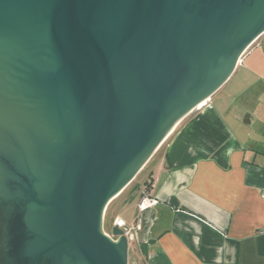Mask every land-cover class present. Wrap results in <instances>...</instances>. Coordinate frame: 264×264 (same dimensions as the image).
<instances>
[{"label":"water","instance_id":"obj_1","mask_svg":"<svg viewBox=\"0 0 264 264\" xmlns=\"http://www.w3.org/2000/svg\"><path fill=\"white\" fill-rule=\"evenodd\" d=\"M264 34V0H0V264H129L109 205Z\"/></svg>","mask_w":264,"mask_h":264},{"label":"crops","instance_id":"obj_2","mask_svg":"<svg viewBox=\"0 0 264 264\" xmlns=\"http://www.w3.org/2000/svg\"><path fill=\"white\" fill-rule=\"evenodd\" d=\"M198 109L164 142L147 206L121 216L130 184L106 210L139 226L129 264H264V34Z\"/></svg>","mask_w":264,"mask_h":264},{"label":"rangeland","instance_id":"obj_3","mask_svg":"<svg viewBox=\"0 0 264 264\" xmlns=\"http://www.w3.org/2000/svg\"><path fill=\"white\" fill-rule=\"evenodd\" d=\"M186 123V121H183L178 128H181L184 124ZM175 130V129H174ZM163 145L161 146V148L158 150V152L153 156V158L150 160V162L146 165V167L140 171V173H138V175L136 176V178L132 181L131 183V187L129 189V191L127 192V194H131V202H132V206H130V201H128V206H129V211H128V214H124V211L121 210L120 213H121V216H127V215H135V206H134V203L136 201L139 200L140 196H143L141 194H144V191L148 189V187L150 185L153 184V181H152V177L155 176L157 177L158 175V169L160 168V156L161 154L163 153ZM162 152V153H161ZM150 194V191L148 192ZM116 207V206H114ZM114 211V209H112V212ZM115 211H117V209L115 208ZM117 213V212H116ZM116 215V214H114ZM125 216V217H126ZM134 218V217H132ZM111 219L108 220V222L105 221V225L104 226V229L112 234V230H111ZM106 227V228H105ZM114 227V226H113ZM137 244V241H133V242H129V259L132 258L133 256V250L131 249L130 250V247H133Z\"/></svg>","mask_w":264,"mask_h":264},{"label":"built area","instance_id":"obj_4","mask_svg":"<svg viewBox=\"0 0 264 264\" xmlns=\"http://www.w3.org/2000/svg\"><path fill=\"white\" fill-rule=\"evenodd\" d=\"M150 194L146 192V190L144 191V194L142 196V199H141V202L139 204L140 206V209L143 210L147 204L150 202ZM114 226L115 227H118L119 229L123 230L124 232V235L126 236V238L128 239V241L131 243L133 241H137V235L135 233V229H138L136 228H129L128 225L126 224V222L122 219H119L117 218L115 221H114ZM106 232V231H105ZM263 233H264V230H263ZM106 234L108 236H110L112 239L116 240V237H114L112 234L106 232Z\"/></svg>","mask_w":264,"mask_h":264},{"label":"trees","instance_id":"obj_5","mask_svg":"<svg viewBox=\"0 0 264 264\" xmlns=\"http://www.w3.org/2000/svg\"><path fill=\"white\" fill-rule=\"evenodd\" d=\"M153 185V184H152ZM152 185H150L149 187H148V189L146 190V192L148 193L149 191H151V189H152ZM106 226V225H105ZM106 228V227H105ZM141 247H143V246H141Z\"/></svg>","mask_w":264,"mask_h":264},{"label":"bare ground","instance_id":"obj_6","mask_svg":"<svg viewBox=\"0 0 264 264\" xmlns=\"http://www.w3.org/2000/svg\"><path fill=\"white\" fill-rule=\"evenodd\" d=\"M201 104H202V103H201ZM201 104H200V105H201ZM200 105H199V106H200ZM199 106H198V107H199ZM170 135H171V134H170ZM170 135H169V136H170Z\"/></svg>","mask_w":264,"mask_h":264},{"label":"flooded vegetation","instance_id":"obj_7","mask_svg":"<svg viewBox=\"0 0 264 264\" xmlns=\"http://www.w3.org/2000/svg\"><path fill=\"white\" fill-rule=\"evenodd\" d=\"M0 233H1V228H0Z\"/></svg>","mask_w":264,"mask_h":264},{"label":"clouds","instance_id":"obj_8","mask_svg":"<svg viewBox=\"0 0 264 264\" xmlns=\"http://www.w3.org/2000/svg\"><path fill=\"white\" fill-rule=\"evenodd\" d=\"M106 231V230H105ZM107 232V231H106Z\"/></svg>","mask_w":264,"mask_h":264}]
</instances>
